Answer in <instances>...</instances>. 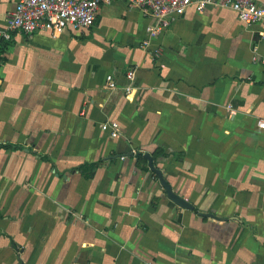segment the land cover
<instances>
[{
	"label": "crops",
	"instance_id": "0c3cea01",
	"mask_svg": "<svg viewBox=\"0 0 264 264\" xmlns=\"http://www.w3.org/2000/svg\"><path fill=\"white\" fill-rule=\"evenodd\" d=\"M151 22L112 1L0 40V264H264V21L191 9L143 48Z\"/></svg>",
	"mask_w": 264,
	"mask_h": 264
},
{
	"label": "built area",
	"instance_id": "2783aa9c",
	"mask_svg": "<svg viewBox=\"0 0 264 264\" xmlns=\"http://www.w3.org/2000/svg\"><path fill=\"white\" fill-rule=\"evenodd\" d=\"M112 1L126 2L131 8L139 9L152 19L145 30L143 48H147L152 40L160 36L169 27L171 20L191 9L201 14L210 6L228 8L247 27L264 21V7L258 4V0H19L6 19L5 26L0 28V40L9 42L13 33L31 36L35 32H45L57 36L67 30L90 29L95 23L100 4ZM259 62L264 67V56ZM126 79L129 85L124 91L130 94L131 83L135 79L134 69L126 72ZM106 86L109 90L116 89L112 76L106 77ZM258 126L264 129V122H258ZM101 129L110 131V136L114 138L118 136L119 125L116 122L105 123Z\"/></svg>",
	"mask_w": 264,
	"mask_h": 264
},
{
	"label": "water",
	"instance_id": "95a60500",
	"mask_svg": "<svg viewBox=\"0 0 264 264\" xmlns=\"http://www.w3.org/2000/svg\"><path fill=\"white\" fill-rule=\"evenodd\" d=\"M144 157L148 160V167H149L150 171L157 176L159 184L163 188V190L165 191L167 199L183 210L192 211L193 206L188 201L184 200L182 197H180L175 192H173L171 186L167 183V181L163 177L161 171L154 167V165L152 163V159L149 156V154H145ZM199 216L200 217L215 218V216H213L211 214H208V215L207 214H199Z\"/></svg>",
	"mask_w": 264,
	"mask_h": 264
},
{
	"label": "trees",
	"instance_id": "16d2710c",
	"mask_svg": "<svg viewBox=\"0 0 264 264\" xmlns=\"http://www.w3.org/2000/svg\"><path fill=\"white\" fill-rule=\"evenodd\" d=\"M4 147H7V146H4ZM137 159L139 160L142 159V156L138 154ZM96 167H97V164H86V165L79 167L78 170L82 171V173H84L87 177H91ZM88 170H90L89 173H87Z\"/></svg>",
	"mask_w": 264,
	"mask_h": 264
}]
</instances>
